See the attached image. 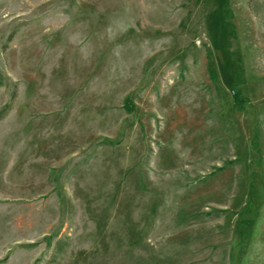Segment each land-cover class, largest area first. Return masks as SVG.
<instances>
[{
    "label": "rangeland",
    "instance_id": "obj_1",
    "mask_svg": "<svg viewBox=\"0 0 264 264\" xmlns=\"http://www.w3.org/2000/svg\"><path fill=\"white\" fill-rule=\"evenodd\" d=\"M0 264H264V0H0Z\"/></svg>",
    "mask_w": 264,
    "mask_h": 264
},
{
    "label": "trees",
    "instance_id": "obj_2",
    "mask_svg": "<svg viewBox=\"0 0 264 264\" xmlns=\"http://www.w3.org/2000/svg\"><path fill=\"white\" fill-rule=\"evenodd\" d=\"M3 117V112L0 111V119Z\"/></svg>",
    "mask_w": 264,
    "mask_h": 264
}]
</instances>
